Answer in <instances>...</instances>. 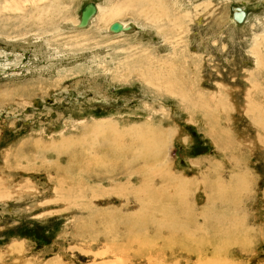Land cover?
<instances>
[{"label":"rangeland","instance_id":"obj_1","mask_svg":"<svg viewBox=\"0 0 264 264\" xmlns=\"http://www.w3.org/2000/svg\"><path fill=\"white\" fill-rule=\"evenodd\" d=\"M0 193V264H264V0H0Z\"/></svg>","mask_w":264,"mask_h":264},{"label":"bare ground","instance_id":"obj_2","mask_svg":"<svg viewBox=\"0 0 264 264\" xmlns=\"http://www.w3.org/2000/svg\"><path fill=\"white\" fill-rule=\"evenodd\" d=\"M36 1H38V0H33V2H36ZM40 1V0H39ZM42 1V0H41ZM91 2H93L94 4H95V6H96V10H95V12H94V14L92 15V17L90 18V20H89V23L86 25V26H83L82 24H81V12H80V20H79V23L78 24H76L75 25V27H76V29L78 28V29H87L90 25H91V23H92V21H93V19L95 18V17H97V14L100 12V13H103L104 14V19H108V20H114V18L115 17H117V16H119V15H121V13L123 12V11H125L126 9H127V7L125 6V7H122V6H119V5H113V6H111V7H109L108 9H106V10H104L103 9V7H102V5H100V4H97L96 2H94V1H91ZM187 2V1H186ZM88 3H90V2H88ZM87 3V4H88ZM228 3V2H227ZM231 3V2H230ZM86 5V4H85ZM84 5V6H85ZM206 8V7H205ZM42 9H43V7H42ZM83 9V8H82ZM229 7L227 6L226 8H225V10H224V12L223 13H221L220 14V16H218V20L216 21L217 23V25L219 24V25H224L223 27H228V26H230L231 24L233 25V24H242L243 23V21H244V19H245V17H246V15H245V12H242L240 9L238 10L239 12H236L234 15H230L229 14ZM47 10H49V9H47ZM82 11V10H81ZM201 15V14H200ZM203 15V14H202ZM205 18V17H204ZM115 21V20H114ZM209 22V21H208ZM260 22V21H259ZM68 23V22H67ZM93 25V24H92ZM220 27V26H219ZM222 27V26H221ZM112 28V29H111ZM77 29V30H78ZM129 30V27L127 26V24H125V23H123V22H112V23H110V25H109V32H111V33H116V34H118V33H125V32H127ZM224 30V29H223ZM215 31V30H214ZM209 36V35H208ZM256 36V35H255ZM255 43V42H254ZM226 44V43H225ZM220 45V44H219ZM41 48H42V46H41ZM40 49V48H39ZM48 53V52H47ZM81 61V60H80ZM29 72V71H28ZM100 87V86H99ZM103 89V88H102ZM180 91H182V90H180ZM105 92V91H104ZM185 92V91H184ZM186 93V92H185ZM248 93V92H247ZM181 94H182V92H181ZM104 95V94H103ZM183 95V94H182ZM216 95V94H215ZM225 95V94H224ZM184 97H186V96H184ZM188 97V96H187ZM106 101V100H105ZM183 101H185V100H183ZM243 101V100H242ZM186 102V101H185ZM233 103V102H232ZM242 103V102H241ZM256 105V104H255ZM237 106V105H236ZM247 107V106H246ZM252 108V107H251ZM249 109V108H248ZM4 199H11V195L10 194H8V193H4V194H1L0 193V201H3ZM151 255V254H150ZM165 257V256H164ZM159 259V258H158ZM162 259V258H161ZM165 260V259H164ZM152 263H154V264H168L166 261H162V260H154L153 258L150 260ZM150 262V263H151ZM210 262H212V260L210 259V260H208L207 261V263L209 264Z\"/></svg>","mask_w":264,"mask_h":264},{"label":"water","instance_id":"obj_3","mask_svg":"<svg viewBox=\"0 0 264 264\" xmlns=\"http://www.w3.org/2000/svg\"><path fill=\"white\" fill-rule=\"evenodd\" d=\"M95 10L96 6L93 2H90L83 7L81 11V24L83 26H86L89 23V20L94 14Z\"/></svg>","mask_w":264,"mask_h":264}]
</instances>
